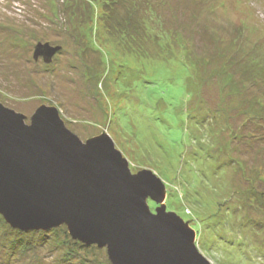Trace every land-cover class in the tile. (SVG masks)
Here are the masks:
<instances>
[{"label": "rangeland", "instance_id": "1", "mask_svg": "<svg viewBox=\"0 0 264 264\" xmlns=\"http://www.w3.org/2000/svg\"><path fill=\"white\" fill-rule=\"evenodd\" d=\"M106 1L0 0V103L27 124L56 107L84 143L110 135L132 173L165 183L150 210L176 212L211 264H264V0ZM2 217L0 264H111L66 224Z\"/></svg>", "mask_w": 264, "mask_h": 264}, {"label": "water", "instance_id": "2", "mask_svg": "<svg viewBox=\"0 0 264 264\" xmlns=\"http://www.w3.org/2000/svg\"><path fill=\"white\" fill-rule=\"evenodd\" d=\"M59 47L36 46L46 61ZM165 183L151 170L132 173L110 135L82 142L56 107L31 117L0 103V214L14 228L66 224L75 239L106 246L112 264H211L195 232L165 206Z\"/></svg>", "mask_w": 264, "mask_h": 264}, {"label": "trees", "instance_id": "3", "mask_svg": "<svg viewBox=\"0 0 264 264\" xmlns=\"http://www.w3.org/2000/svg\"><path fill=\"white\" fill-rule=\"evenodd\" d=\"M118 1H120V0H117L116 2H118ZM112 3H115V0H107L106 2H105V6L107 5V6H109V7H112ZM133 6H135V4L133 5ZM124 7H125V9H126V6L124 5ZM113 9V8H112ZM103 11H104V16L106 15V17H105V20H106V22H107V26H108V30L109 31H114V32H116V31H121V32H127L129 35H130V37H136V34H135V32H138L137 30H139V28H138V26H136L137 28H134L133 29V24H134V22L133 21H128V25H129V27H131V28H128V26L126 25V24H124V22L123 21H112L111 20V14H113V15H115L113 12H111L110 10H106V8L104 7L103 8ZM107 13H109V14H107ZM110 16V17H109ZM114 22H116V24L114 23ZM130 23V24H129ZM136 24V23H135ZM123 25H125L127 28H125V27H123ZM139 25V27H140V29H142L141 27H143L141 24H138ZM142 31V30H141ZM211 36H212V39L214 38V39H223V36H221V34L219 33V30H215L214 31V33L213 34H211ZM242 37V36H241ZM241 37H240V39H241ZM239 39V40H240ZM244 39V38H243ZM199 50V49H198ZM197 49H196V51L195 50H193V52H194V58H196L197 60H198V58H199V55H198V53L199 52H201L200 50L198 51ZM189 54H191V55H193V53H189ZM232 68V67H231ZM234 68V67H233ZM231 69V72L230 73H232V70H233V74H237V71H239L238 69ZM223 72H225V70H224V68H223ZM222 72V73H223ZM241 74V73H240ZM243 75V74H242ZM2 220H4L3 219V217H2ZM6 223V222H5ZM6 225H7V223H6ZM110 260V259H109ZM111 262V261H110ZM111 264H112V262H111Z\"/></svg>", "mask_w": 264, "mask_h": 264}]
</instances>
